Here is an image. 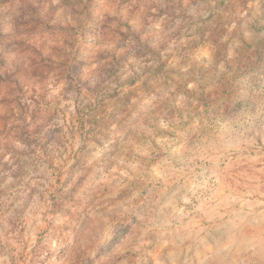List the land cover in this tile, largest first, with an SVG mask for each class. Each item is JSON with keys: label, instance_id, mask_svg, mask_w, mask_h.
Returning a JSON list of instances; mask_svg holds the SVG:
<instances>
[{"label": "rangeland", "instance_id": "374dc122", "mask_svg": "<svg viewBox=\"0 0 264 264\" xmlns=\"http://www.w3.org/2000/svg\"><path fill=\"white\" fill-rule=\"evenodd\" d=\"M0 264H264V0H0Z\"/></svg>", "mask_w": 264, "mask_h": 264}]
</instances>
